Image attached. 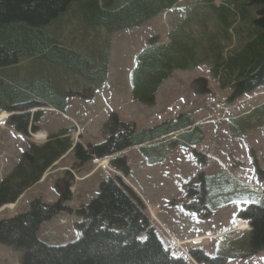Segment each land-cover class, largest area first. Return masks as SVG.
Returning <instances> with one entry per match:
<instances>
[{"label": "rangeland", "instance_id": "rangeland-1", "mask_svg": "<svg viewBox=\"0 0 264 264\" xmlns=\"http://www.w3.org/2000/svg\"><path fill=\"white\" fill-rule=\"evenodd\" d=\"M210 2L212 1L181 0L171 10L131 29L113 32L109 37L105 31L98 34L92 32L90 26L82 25L78 16L72 21L69 19L70 13L61 16V20L59 19L61 22L58 21L57 24L62 27L64 20L68 22L69 27L64 29L65 32L67 30L73 33L80 30L86 42L91 41L96 35L102 37L98 43L104 38L108 40L105 46L97 50V52L106 50L109 54L107 82L95 86L96 93L92 100L70 98L67 113L83 122L79 125L81 129L79 134L72 123L62 115L45 114L47 122L45 127L47 129L51 125L57 127L55 134L50 132L46 137L57 138V133L63 132L60 129L70 127V131L73 130L71 133L73 149L78 145L87 149L89 144L96 145L101 142L99 129L110 112L117 113L122 121L133 122L138 130L148 129L162 122L176 124L179 116L186 115L194 119L199 126L192 130L175 132L173 136L187 133L184 137L172 138L177 141L175 144H170V140L167 144L158 143L156 147L140 145L118 153L125 156L131 172L129 178L124 177L122 180L140 201L156 206V220L162 228L168 229L175 239L188 240L198 236L219 235L218 240L182 246L186 252L189 248L201 247L209 257L227 258L226 264H264V248L255 254H249L248 220L242 219L248 226L246 232H231L237 226V213L245 210L250 204L264 206V114L260 110L249 111L253 107L264 106V86L249 96L230 99L231 82L235 77L228 76L224 64L228 61L229 54L238 53L242 49L247 30L246 27L242 28L239 16H228V25H223L209 6ZM247 2L248 0H242L241 4L246 5ZM213 4L218 6L220 1L214 0ZM69 8L76 10L79 4L72 2ZM249 11L251 17L256 18L254 9ZM248 23L253 25L251 19H248ZM51 34L58 37L61 31ZM178 34L190 39L189 45L194 57L192 62L186 70H173L172 76L160 86L153 106L132 102L129 71L134 66L135 55L145 47L146 40L151 36L158 35L166 42L170 35L179 37ZM92 42L90 46H96L97 40ZM78 74L79 72L75 73V69L71 67L57 68L47 60L41 58L29 60V57L0 70V76L7 78L10 83L15 82L16 76L25 82H36L37 79L41 81L45 78L47 90L54 89V92L61 94L87 86L88 77ZM195 80L200 81L193 83ZM23 101L29 100L5 99L1 101V105L11 106ZM12 134L16 136L14 132ZM39 134L44 136L43 132L38 133L34 136L36 140L40 139ZM15 136L5 134L3 139L8 142V151L17 152L14 160H18L22 159L23 153L20 152L30 151V145L28 147V138ZM41 151L47 155L50 151L49 146ZM73 152H70L63 162H57L46 170V173L51 174L48 176L50 179L45 181L47 175L44 173L45 182L42 181L30 188L29 180L26 181L28 176L24 178L17 177L16 174L10 175L13 166L5 167L3 179L7 177L8 181L3 182L4 184L10 182L12 191L24 190L27 187L29 189L23 193L19 202L12 204V208L0 209V220L26 212L30 207L29 203L34 199L45 203L56 200L51 184L62 176L64 171H70L73 177L71 190L73 194L67 205L71 213H60L44 222L36 236L49 246H63L77 240L81 233L75 227V223L80 219L75 213L76 209L80 204L87 203L96 196L101 180L114 178L116 173L111 172L109 163L107 161L103 163V159L82 165L78 171L71 170V165L77 162ZM35 153L32 150L33 159L37 156ZM43 162L44 160L39 158L36 166ZM63 164L65 165L63 169L56 170ZM96 167L99 168L98 173L84 180L85 174ZM256 167L260 173L256 171ZM31 169L36 173L40 172L38 167L32 166ZM1 171L2 168L0 173ZM200 171L206 176L205 206L210 211L209 216L202 219L195 212L187 211L182 205L185 202L183 185ZM95 179H99L98 184L95 183L98 182ZM3 183L0 186H3ZM199 212H204V208L199 207ZM143 213L149 219L145 208ZM151 227L172 256L192 264L191 258L181 254L174 244L171 246L168 244L170 240L160 234L157 227L154 225ZM143 236L144 234H141L139 238L143 239ZM20 255L19 251L0 244V264H18Z\"/></svg>", "mask_w": 264, "mask_h": 264}, {"label": "trees", "instance_id": "trees-1", "mask_svg": "<svg viewBox=\"0 0 264 264\" xmlns=\"http://www.w3.org/2000/svg\"><path fill=\"white\" fill-rule=\"evenodd\" d=\"M179 1L0 0V70L29 57V60H47L57 68L71 67L75 69V73L79 72L78 75L88 77L86 87L61 94L54 92V89L48 91L45 78L25 82L16 76L15 82L10 83L7 78L0 76V111L6 109L11 113L17 112L8 118V126L28 137V132L36 133L39 130L37 124L41 117V113L36 111L30 118L27 113L29 109L47 104L48 107L63 112L68 98L91 100L95 86L106 81L109 54L106 50H97L105 46L108 40L104 38L98 43L102 37L96 35L86 42L80 30L65 32L64 29L69 27L68 22L64 20L62 27L57 24L61 16L70 13V21L78 16L82 25L90 26L92 32L98 34L105 31L109 37L113 32L131 29L172 9ZM211 1L209 6L223 25H228V16H239L242 28L246 27L247 30L242 49L238 53L229 54L228 61L224 64L228 76L235 77L231 82L230 99H237L264 85V0H248L246 5L241 4L242 0H219L218 6L213 4L214 0ZM72 2H77L79 8L71 10L69 5ZM252 9L256 18L250 15L249 10ZM248 19H251L253 25L248 23ZM58 31H61L59 36L63 38L51 34ZM178 35L179 37L170 35L166 42H162L158 35L151 36L146 40L145 47L135 55L134 66L129 72L132 102L154 105L160 86L172 76L173 70H186L192 62L194 57L189 45L190 39ZM92 40H97L94 47L90 46ZM199 81L195 80L193 83ZM5 99L29 101L2 106L1 101ZM254 110H260L264 114L263 106ZM178 120L176 124L162 122L151 128L138 130L133 122L122 121L115 112L108 113L99 129L100 143L89 144L87 149L79 145L74 149L72 147L77 162L71 165V170L78 171L89 162L110 158V168L118 173L114 178L108 177L101 181L96 196L76 209L75 213L80 219L75 227L81 236L63 246L46 245L36 236L44 222L62 212L71 213L67 202L72 196L70 188L73 187V177L70 171H64L54 182L53 188L57 196L54 202L45 203L34 199L26 212L0 220V244L21 253L18 264H187L169 253L150 226L142 211L143 204L122 180V177L129 176L130 170L125 156L118 155L135 146L156 147L158 143L167 144L170 139V144H175L177 141L172 140L175 132L199 126L186 115L179 116ZM186 134H180L177 138ZM35 152L37 156L34 159L31 150L23 154L27 165L22 166L20 177L29 178L36 174L31 167H38L36 163L39 158L45 160L44 152V155L42 151ZM52 162L43 163L40 174H37L41 176V172ZM256 171L260 173L257 167ZM205 180L206 176L200 171L183 185L185 202L182 205L187 211L195 212L200 219L210 214L205 206ZM19 191L20 189L12 191L10 182L3 183L0 188V203L15 202V195ZM199 207L204 208V212H199ZM236 219L248 220L249 254L263 249L264 206L250 204L236 214ZM141 234H144L143 239L139 238ZM189 254L200 264H224L226 261L221 256L209 258L199 249H190Z\"/></svg>", "mask_w": 264, "mask_h": 264}, {"label": "crops", "instance_id": "crops-1", "mask_svg": "<svg viewBox=\"0 0 264 264\" xmlns=\"http://www.w3.org/2000/svg\"><path fill=\"white\" fill-rule=\"evenodd\" d=\"M158 93H159V91H158ZM158 93H157V95H158ZM69 103H70V99L67 100L66 110L64 111V118L67 119V120H69L70 122L73 121L79 127V125L83 124V122L81 121V119H79L78 117L77 118L72 117V115H69L67 113V110L70 108V104ZM42 110L43 111H41L42 112V114H41V120H40V122L38 124V127L40 129L39 133H42L43 132L44 135H46V136H48V134L50 132L53 133V134H55V130L57 131V127L56 126L51 125V127L49 129H47L45 127L46 124H47V122L45 120V117H46L45 114H49L50 115V111H53L52 112L53 114L54 113H57V111L55 109H47V108H43ZM45 112H48V113H45ZM0 113H2V112H0ZM29 113H31V112H29ZM84 124H86V123H84ZM64 129H68V128H64ZM12 133H13V131L10 130V129H8L4 125V123L0 125V160H1V165H2V166L0 165V168H2V171L0 173V182L2 181V183L5 182V181L6 182L8 181L6 179L7 177H4V179H3V175H4V172H5V167H7L8 165L9 166H13V169L10 170V175L16 174L17 177H20L19 175H21V173H22L21 172L22 166L27 164V162H25V161H18L19 159L18 160H14V158L16 157V153L17 152H11V151H8L7 150L8 149L7 148L8 142L5 139H3V135L9 134L10 136H15ZM17 136L18 135L16 133V136L15 137H17ZM33 137L32 138H29L27 142L30 143L31 145L35 146L36 147V150L41 151V150H44L47 146H49L50 151L46 155V158H45V160H44L43 163L48 162V161H55V162H53L47 169H49L53 164H56L57 162H60V163L63 162L64 159L66 158V156L69 155V153H70L69 151H70V149H71V147L73 145V143H71V137H72V135H71V132L70 131H67V132L64 133V135L59 136L57 138H53V139H47L44 136H42L40 139H37L36 140ZM53 140H57V141H53ZM43 163H41L40 165H38V168L39 169L41 167H43V165H44ZM64 166L65 165L63 164L60 167L56 168V170H61V169H63ZM57 172H59V171H57ZM88 173L90 174V172H88ZM88 173L85 174L84 178L88 177V175H89ZM47 174H49V173H46L45 172V175H47ZM130 174H131V172H130ZM130 174H129L128 178L130 177ZM37 175H38L37 173L36 174L34 173L33 175L29 176L28 179H29V183L30 184H29L28 187H32L34 185H38V184H40L43 181L44 177H40V176H37ZM92 176H94V174ZM92 176L89 177V178H92ZM89 178H87V179H89ZM48 179H50V178L46 177V180L45 181H47ZM87 179H85V180H87ZM95 180H98V182H95L96 184H98L99 183V179H95ZM45 181H43L42 183H44ZM32 183H35V184H32ZM1 187H3V186H0V188ZM28 189L29 188H27L26 190H28ZM25 191L24 190L19 191L15 195V197H17L15 201H18L19 202L20 201V198L23 197V193ZM15 204H16V202H15ZM15 204H13V205H15ZM7 205H10V201H4V202H1L0 203V207L1 208L5 207ZM245 231H247V230H245ZM245 231H239V232H245ZM194 238H196V237H194ZM194 238H191V239H194ZM191 239H188V240H191ZM179 241H187V240H179Z\"/></svg>", "mask_w": 264, "mask_h": 264}, {"label": "bare ground", "instance_id": "bare-ground-1", "mask_svg": "<svg viewBox=\"0 0 264 264\" xmlns=\"http://www.w3.org/2000/svg\"><path fill=\"white\" fill-rule=\"evenodd\" d=\"M6 117H8V114H6L5 112L0 113V122H2V120L5 119ZM39 135H40V134H39ZM38 137L41 138L42 136L40 135V136H38ZM106 161H108V160H107V159H104V160H103V163H105ZM6 207H8V208H12L13 205L10 204V205H7V206H5V207H3V208H6ZM3 208H2V209H3ZM150 209H151V211L154 213V209L151 208V207H150ZM236 225H237V228L234 229V230H232V231H231L232 233H233V232H236V231H245V230H248V226H247V224H246L245 222L238 221V222L236 223ZM218 237H219V235L200 236V237H197V238L191 239V240L186 241V242H183V243L201 244L202 242L207 241V240H218V239H219ZM177 243H178V244H182L180 241H178ZM191 263H192V264H196L194 261H193V262L191 261Z\"/></svg>", "mask_w": 264, "mask_h": 264}, {"label": "water", "instance_id": "water-1", "mask_svg": "<svg viewBox=\"0 0 264 264\" xmlns=\"http://www.w3.org/2000/svg\"><path fill=\"white\" fill-rule=\"evenodd\" d=\"M90 154H91V151H90Z\"/></svg>", "mask_w": 264, "mask_h": 264}]
</instances>
